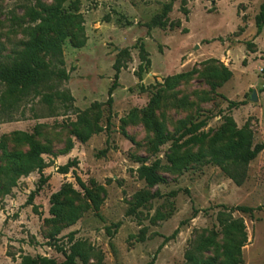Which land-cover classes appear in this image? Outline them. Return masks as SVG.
Segmentation results:
<instances>
[{"label":"rangeland","instance_id":"obj_1","mask_svg":"<svg viewBox=\"0 0 264 264\" xmlns=\"http://www.w3.org/2000/svg\"><path fill=\"white\" fill-rule=\"evenodd\" d=\"M170 1L164 25L154 24V19L162 20L163 5ZM263 1L185 0V14L181 0H65L67 13L80 15L86 36L83 46L73 45L70 37L62 46L68 78L58 89L72 99L64 102L54 96L50 105L40 96L15 100L0 83V141L5 150L29 149L27 141L16 139L19 131L51 150L42 154V174L47 177L43 185L35 170L21 176L9 194L0 195V264H17L24 255L64 264L73 249L81 253L75 256L76 264H189L185 253L211 236L214 244L196 254L216 256L219 263L224 241L219 214L225 207L264 204V149L250 161L240 186L196 153L215 135L216 144L229 139L223 131L228 115L238 127L250 125L254 143H264V26L257 33L255 25ZM51 2L0 0L1 62H9L22 49L24 28L33 24L28 10ZM141 43L151 64L140 80ZM123 49L128 54L120 52ZM224 67L231 71L229 78L215 73ZM177 73L186 74L173 88H165L164 79ZM155 93L156 104L151 103ZM83 111L103 130L80 142L73 130L81 128L78 115ZM148 119L162 123V144L155 146ZM202 119L206 125L192 132H208L207 138L186 141L191 135L187 133L172 146L174 138ZM69 139L73 148L64 152ZM135 156L147 157L146 164L159 159L158 172L165 180L150 186L139 178ZM170 156L186 159L174 165ZM73 159L78 164L59 172V166ZM76 176L94 191L104 187L98 211ZM62 186L75 189L61 196L64 209L82 207L71 224L49 211L52 194ZM136 195L148 199L129 213ZM232 216L244 221L247 232L241 264H264V206L252 215L235 211ZM176 228L175 238L163 242Z\"/></svg>","mask_w":264,"mask_h":264},{"label":"trees","instance_id":"obj_2","mask_svg":"<svg viewBox=\"0 0 264 264\" xmlns=\"http://www.w3.org/2000/svg\"><path fill=\"white\" fill-rule=\"evenodd\" d=\"M65 0H52L49 5H40V10L30 8L27 12L29 21L32 25H27L24 31L27 39L23 42V47L17 51L13 58L7 62L0 61V83L4 84L7 95L15 97V100L26 99L30 97L40 96L41 100L50 105L53 97L57 96L62 101H69L72 99L71 95L66 90L58 89L62 80H66L68 75L64 68L63 58V43L67 37H70L73 45L76 47L83 46L86 41L84 33V26L82 24L80 15H69L63 7ZM172 2L165 3L162 8L160 19H154V24L163 26V19L167 18L168 12L171 10ZM181 8L185 14L187 9L185 7V0H181ZM73 24L74 30L70 33L68 24ZM255 25L257 33H260L264 26V1L260 5V10L255 16ZM140 63L138 65V78L142 79V74L147 72L151 60L141 43L139 46ZM127 53V49L120 51ZM117 65V60L116 63ZM217 75H223L229 78L231 71L226 67L222 71H216ZM186 73H177L173 76L166 77L162 85L167 88H173L178 78H181ZM115 87V82L109 88L107 105L111 107L112 90ZM14 100V101H15ZM158 102V95L155 93L151 98V103ZM234 104V103H231ZM78 122L81 128H75L73 135L76 140L85 142L92 134L101 132L102 126L91 122L90 117L86 111L78 115ZM147 124L152 126L156 134L155 146L162 144L165 141L163 125L161 122L148 119ZM206 125V120L202 119L192 123L185 129L178 137L173 139L172 146L175 148L179 144V139L185 134H191L186 141H201L209 136L208 132H201L194 134L192 130L197 131ZM223 131L229 133V139L223 144H216L215 135L210 138V143L206 149H200L196 156L199 158H208L212 163L220 167V169L227 175L236 185H242L248 176V165L263 149L264 143H254L253 131L248 123L238 127L231 115L225 117ZM18 141H27L29 149L27 151H6L4 142L0 141V149L2 156H0V195L9 194L17 180L21 176H27L29 173L37 170L41 173L40 186L46 182L47 177L42 174L46 163L42 158V154L50 153L49 147L46 145L34 142L32 135L26 132H18L16 136ZM73 148V140L67 141L64 152H68ZM1 158L5 163H1ZM136 162L140 165L137 168L139 178L143 179L148 185L154 186L157 183L163 182L165 178L158 172L160 167L159 159H155L150 164H146L147 157H134ZM172 164H180L184 162V156H170ZM78 164L76 159L69 160L65 164L58 167L59 172L67 173L68 170ZM80 187L84 190L85 196L90 200V203L95 211H98L105 197V189L102 185H98L94 191L87 187L81 179L76 176ZM100 190L102 196L96 192ZM75 189L72 187L62 186L57 192L51 196L50 213L53 218L61 220H68L73 223L80 214L81 206L70 205L68 211L64 209L65 202L61 198L68 193H74ZM146 195H136L132 202V207L129 213H132L144 204L147 200ZM263 205L256 208L247 205H236L232 207H225V211L218 216V222L221 226V232L224 235V241L221 245V252L223 259L218 263L216 256H208L199 258L196 254L202 251L207 245L214 244V238L206 237L199 241L194 251L185 253L186 262L189 264H241L242 263V247L247 242V232L244 221L240 217H233L232 213L239 211L252 215L254 210L260 209ZM178 233L176 228L171 235L164 237L163 242H167ZM77 249H73L66 254L64 264H76L75 256ZM83 256V254H82ZM17 264H57L54 259L47 257H31L24 255L21 261Z\"/></svg>","mask_w":264,"mask_h":264},{"label":"water","instance_id":"obj_3","mask_svg":"<svg viewBox=\"0 0 264 264\" xmlns=\"http://www.w3.org/2000/svg\"><path fill=\"white\" fill-rule=\"evenodd\" d=\"M251 99H252V100H255V99H256L255 91L252 92V94H251Z\"/></svg>","mask_w":264,"mask_h":264}]
</instances>
